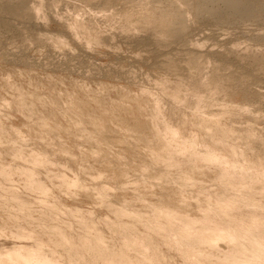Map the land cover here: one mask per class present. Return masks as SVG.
<instances>
[{"label": "rangeland", "instance_id": "obj_1", "mask_svg": "<svg viewBox=\"0 0 264 264\" xmlns=\"http://www.w3.org/2000/svg\"><path fill=\"white\" fill-rule=\"evenodd\" d=\"M41 1L0 0V128L5 130L0 142V164L14 167L30 164L24 158H12L10 151L16 145H13L12 137L22 142L26 155L31 151L44 152L54 164L38 166L37 176L50 187L51 199L62 202L69 209H80L83 217L94 222L115 248L120 247L122 235L111 230L109 222L118 219L126 226L134 224L140 234L151 233L144 220L153 214L155 205L171 200L181 211L195 217L204 208L207 192L219 188L216 177L219 168L214 165L197 162L193 166L181 154L174 165L167 164L165 159L155 160L154 155H167L169 151L153 134V123L161 127L162 116L174 126H180L182 119H187L188 132H195L200 140L208 139L189 103L177 105L166 98L160 103L161 117H155L152 106L161 93V82L184 81L193 86L199 76L207 75L209 79V74L214 72V79H218L223 88L218 93V90L207 91L205 87L202 94L207 99L204 111L209 117L218 118L234 128L233 141L240 149L244 147L241 142H246L245 137L251 139L253 160L264 155V0H248L240 7L242 11L239 8L233 13L224 0L214 7L210 4L217 7L214 13L207 12L211 7L208 0H136L137 3L135 0L132 3L131 0H43V4ZM160 2L168 9L159 11L162 9ZM148 4L156 10L158 7L157 14H163V18L153 15L156 11ZM256 7L258 11L253 12ZM37 9L41 11L37 12ZM167 15L175 19L172 26ZM155 19L158 22L155 23ZM160 22L165 24L160 25ZM137 23L144 26H136ZM166 24L169 32L164 30ZM171 32L173 35L167 38ZM92 36L96 38L93 40ZM255 60H259L258 63ZM196 63H202V69L206 67L207 71L199 72ZM168 64L174 65L173 68ZM190 94H187L189 98ZM237 105L242 108V113L227 109ZM164 172L167 176L163 178ZM64 177L75 184L72 182L73 186L69 188L63 185ZM12 178L13 181H6V185L28 196L25 179L19 171H15ZM188 178L194 180L187 181ZM104 186L108 197L98 194L99 188ZM260 187L256 185L244 192L228 190L227 194L232 198L245 194L264 203V192ZM29 193V198L38 195ZM122 206L129 208L131 216L117 215V209ZM6 214L7 209L0 206V247H12L18 241L12 234L16 227L12 220L7 222ZM254 215L264 218V208L256 210ZM77 228L75 225L74 229ZM25 238L19 240L31 241ZM223 241L219 244L229 243ZM51 244L45 240V248H50ZM203 247L210 252L214 250L213 254L218 252L217 248ZM157 253L159 264H185L176 246L162 238H158ZM191 264L198 263L192 261Z\"/></svg>", "mask_w": 264, "mask_h": 264}, {"label": "bare ground", "instance_id": "obj_2", "mask_svg": "<svg viewBox=\"0 0 264 264\" xmlns=\"http://www.w3.org/2000/svg\"><path fill=\"white\" fill-rule=\"evenodd\" d=\"M113 1H115V0H113ZM128 1H127V3H128ZM135 1H134V3H137L138 0L136 2ZM208 1H209L208 6L213 5V7H214V5H216L217 2H219L221 0H208ZM224 1L227 3L228 8L231 9V12L237 11L244 3L246 4V2H248V0H224ZM42 2H43V0L41 1V3ZM130 2L132 3V0ZM155 2L157 3V1H155ZM166 3H164L165 6H166ZM172 3L174 4V2H172ZM181 3H182V1H181ZM185 3L186 2H183V4H185ZM187 3H188V1H187ZM21 4H24V3H21ZM152 4H153V2H152ZM202 4H204V3L202 2ZM107 5L109 6V4H107ZM149 5L150 4H148V6ZM167 5H168V3H167ZM185 5L190 6L189 4H185ZM197 5H199L198 8H201L200 4H197ZM46 6H48V5H46ZM150 6L152 7L153 5H150ZM157 6H158V4H157ZM160 6L162 9L164 8V7H162V3ZM176 6L178 7L179 5H176ZM204 6H205V4H204ZM255 6H257V5L255 4ZM213 7L211 6L209 9L207 8L208 11L207 10L206 11L208 13H212L217 8V7L216 8H213ZM16 8H15V10H16ZM39 8H42V7H39ZM146 8H147V6H146ZM166 8H164V9H166ZM173 8H175V6ZM190 8H191V6H190ZM32 9H33V7H32ZM148 9H150V8H148ZM153 9H155V8H153ZM158 9H159L158 7H157V10L155 9L156 12H154V13H156V14H153V15H158L159 19H161L160 17L162 16V18H163V14L160 12L162 15L160 14L161 16H159V14H157V13H159ZM162 9L159 11H164V9L163 10ZM170 9H171V7L169 8V10ZM249 9H250V7H249ZM9 10H11V9H9ZM177 10H178V8H177ZM177 10H176V12L178 14ZM193 10H194V8H193ZM239 10H241V8ZM40 11H41V9H40ZM40 11L38 10L37 12H40ZM256 11H258L257 7H256L255 11H253V12H256ZM23 12L25 13V11H23ZM134 12H136V11H134ZM170 12H171V10H170ZM179 12H180V10H179ZM245 12H247V11H245ZM12 13L16 14V12H12ZM42 13H44V12H42ZM220 13H222V12H219V14ZM250 13H252V12H250ZM29 14H31V13H29ZM166 14H168V13H166ZM166 14H164V15H166ZM169 14H171V13H169ZM260 14L261 13H259V15ZM124 15L122 18H124ZM141 15H143V14L141 13ZM171 15H170V17H168V15H167V21L169 22L170 26H172V23H174V20H175V19H173L174 17L172 18ZM179 15H178V17H180ZM9 16H11V14ZM55 16H57V15H55ZM134 16L135 15H133V18H134ZM7 17H8V15H7ZM176 17H177V15H176ZM236 17H237V15H236ZM145 18H146V16H145ZM259 18H261V17H259ZM128 19L129 18H127V20ZM183 19H184V17H183ZM202 19H203V17H202ZM7 20H8V18H7ZM138 20H140V19H138ZM3 21H4V18H3ZM5 21H6V19H5ZM129 21H128V24H129ZM155 21H157V20L155 19L154 22ZM220 21H221V19H220ZM31 22H32V20H31ZM144 22H145V20H144ZM177 22H178V20H177ZM78 23H80V22H78ZM81 23L84 24V22H81ZM133 23H134V21H133ZM163 23L164 22H162L160 25H162ZM7 25H8V23H7ZM137 25L139 26L140 24L137 23L136 26ZM147 25H148V23H147ZM169 25L168 26H167V24L163 25V26H166L165 28L162 26L164 28L165 32L167 31ZM177 25H178V23H177ZM182 25H184V24H182ZM11 26H14V25H11ZM80 26H81V24H80ZM83 26H85V25H83ZM140 26H142V24ZM156 26H158V25H156ZM71 27H72V25H71ZM148 27L151 28V25ZM178 27H177V29H178ZM68 28H69V26H68ZM82 28L85 29L86 27H82ZM17 29H19V28H17ZM155 29H154V31H156ZM176 30H174V31H176ZM157 31H158V29H157ZM160 32H163V31H160ZM168 32H169V29H168ZM20 33H22V32H20ZM76 33H77V31H76ZM156 33H158V35L160 36L159 32H155V34ZM178 34H179V32H178ZM161 35H162V33H161ZM172 35H173V33L169 34L167 36V38L169 36H172ZM151 36H153V34ZM87 37H90V36H87ZM93 37L94 36H92V39H93ZM161 37H163V36H161ZM94 38H96V37H94ZM152 38H156V37H152ZM151 40L152 39H150V41ZM185 47H186V44H185ZM232 49H234V48H232ZM232 53H234V52H232ZM258 53H256V54H258ZM235 54H237V53H235ZM263 57H264V55H263ZM189 58L190 57H188L187 59H189ZM259 58H260V56H259ZM237 59H239V58L237 57ZM193 60L196 61L197 59L193 58ZM248 60H250V59H248ZM261 60L262 59H260V61ZM206 61H205V63H206ZM255 61H257V60H255ZM258 61L256 63H258ZM191 62H192V60H191ZM191 62H188V63H191ZM173 63L175 64V62H173ZM198 63H200V62L198 61ZM198 63H196V64H198ZM205 63L203 62V64H205ZM245 63H247V62H245ZM161 64L162 63H160V65ZM262 64H264V62H262ZM171 65L172 64H170V65L168 64L167 66L169 67ZM184 65L186 66V64H184ZM190 65H188V66H190ZM198 65L197 66L195 65V66L197 67V70L199 72L202 73L203 70L207 71L206 67H205V69H202V66H201L202 63H201V65H199V67H201L200 70L198 68ZM207 65H208V63H207ZM173 66L174 65H172V67H170V68H173ZM209 66L212 67L210 64H209ZM257 66H259V65H257ZM175 67H174V71H176V69H177V67H176V69H175ZM190 68H193V66L191 65ZM190 68H188V69H190ZM212 68H213V70L215 69L214 66ZM228 68H230V67H228ZM231 68H233L232 65H231ZM201 69H202V71H201ZM233 69H235V68H233ZM171 70H173V69H171ZM185 70H186V68H185ZM229 70H231V69H229ZM209 71L211 72V70H209ZM260 71L262 72V70H260ZM260 71H258V73ZM261 72H260V74H261ZM179 73H180V71H179ZM217 73H218V71H217ZM203 74H201V75H203ZM212 74L211 75L209 74V77H208L209 79L206 78L207 75H205L203 77L199 76V79H197L193 83L194 84L193 86H192L191 82L188 84V83H185L184 81L183 82L182 81L181 82H171V81L161 82V84H160L161 85L160 86L161 87V93L154 100V106H152L153 107V113L155 114V117L159 118V115L161 117L160 103H162V101L164 99L167 98L168 100L171 101V103L177 104V105L178 104L185 105V104L189 103L192 106V108L194 109L196 115L198 116L199 123L202 126V130H205L208 134V139L200 140V137L195 132L194 133L188 132L187 127H186L187 123H188L187 119H182L180 126L172 125L169 122L168 118H166L165 116L161 117L162 118L161 127L159 124L153 123V134H154V136H156L157 138L162 140L163 141L162 144L169 150L167 155H160V154L154 155L155 160L165 159L167 164L174 165V164H177L179 162L181 157H184V158L188 159L187 163H190L193 166L196 165L197 162H202V163H205L207 166L214 165V166L219 168V170L216 173V177L219 181V188L215 189L213 192H207L206 197H205V201H204V208H203L201 214H199L195 217H192L191 215L186 214L185 212L181 211L178 207L173 205L171 200L168 202L162 201V203L155 205V207L152 210L153 214L150 217H148L146 220H144L147 227L151 230V233L148 232L145 234H140L136 230V227H134V224L126 226V225L122 224L121 220L116 219L115 221L108 223V226L111 228V230H113L114 232H118L120 235H122L121 243L119 242L120 247L115 248L112 245V242H110L106 239L105 234L96 228L94 222H91L90 220H87L85 217H83L82 211L80 209H78V208L69 209L62 202H60L58 200H52L51 199L53 192L51 193V191H50L51 189L46 184V182H44L41 177L37 176L39 174L37 168H38V166H41V165L46 166V165H49V163L52 164L53 161L50 159L48 160V156L44 152L31 151L29 154L26 155V151L22 146V142H20V140L18 138L12 137L11 141L14 142L13 145L16 144L15 146L12 147L13 148L12 151H10L12 158L13 159L24 158V159L28 160L30 164L27 167H14L11 164H7V163L6 164L5 163L0 164V206H4L7 209V214H6L5 219L7 220V222L9 220H12V224L16 227L13 229L12 234L18 240L17 241L15 238V240L17 242H14L12 247H8V246L0 247V264H159V257H158V253H157V251H158V238H162L164 240V242L170 243V244H173L174 246H176V248L181 252L182 256L184 257L185 264H191L192 261H196L198 264H264V218H257L256 215H254V212L256 210H259V209L261 210L262 208H264V203L260 202V200L256 199L255 197H250V196L245 195V194H242V195L237 194L235 198H232L230 196V194L229 195L227 194L228 190H234L237 192H244V190L254 188L256 185H261L260 188L264 192V155H262V156L256 155L257 157L255 158V160H253L251 158L253 156L251 154L252 150L250 151V148H252V146H251L252 144H250V142H249L252 140L249 139L248 137H245L246 142L245 143L241 142L244 145V147H243V149H240L238 143H234V141H233L234 135H235L234 134V132H235L234 128L232 126L227 125V124H223L218 118L209 117L208 113L206 111H204L205 105L207 104V99L202 95L203 91H205V87L207 88V91H213L214 92V91L218 90V93L220 92L219 89L223 88V87H221L220 81L218 79H214ZM191 76H192V74H191ZM210 76H212L213 78H211ZM196 77L198 78V76H196ZM196 77H195V79H196ZM177 78H178V76H177ZM190 79L192 80L193 78H190ZM228 80H230V79H228ZM193 81H194V79H193ZM231 82H233V81H231ZM223 83L225 84V82H223ZM186 91H188L189 93L191 92L190 98L187 95L189 93H186ZM22 95H23V93H22ZM227 109H230L231 111H234L237 113H239L242 110V108L238 105L237 106H231L230 108H227ZM247 112H246V114H247ZM240 113H242V112H240ZM244 113H245V110H244ZM15 131H17V130L15 129ZM66 133H68V132H66ZM254 133L255 132H253V134ZM4 134H5V130L3 128L2 129L0 128V142H1V140L3 141ZM6 134H8V133H6ZM241 137L243 138V135ZM261 138L262 137H260V139ZM254 139H256V138H254ZM261 144H262V141H261ZM243 145H241V146H243ZM255 145H256V143L254 142V146ZM170 147H172L173 149H171ZM143 154H145V153H143ZM180 154L182 156L179 158ZM27 157H28V159H27ZM253 157H255V155ZM21 160H23V159H21ZM182 162H183V159H182ZM111 164H113V163H111ZM192 168H194V167H192ZM15 171L16 172L19 171V173L24 177L27 195L30 196V194H31V193H29V191H30L36 195L38 194L36 198H29L28 196H25V195H23V193L16 190L14 187L6 185V181H13L12 175L15 173ZM166 176L167 175H165V172H164V174H162V177L164 178ZM76 180L78 181L79 179H76ZM193 180H194V178H188L187 181H193ZM149 181H151V180H149ZM72 182L74 183L73 180L71 181V180H68L66 178L64 180H62V184L67 186L68 188L73 186V185H71V184H73ZM77 183L79 185V182H77ZM76 186H77V184H76ZM99 189H100V191L98 190V194L99 193L102 194L103 197L106 196V187L104 186V187H101ZM49 193H51V195ZM175 196H177V195H175ZM106 197H108V196H106ZM106 197H105V199H106ZM244 206H246V207H244ZM242 208H245L243 210H245L246 213H244L242 211ZM116 213H117V215L129 214L131 216L129 208H127L126 206H122L121 208L117 209ZM135 216H138V214H135ZM79 218L81 220H79ZM160 218L164 219V221H161ZM4 224H6V222ZM75 225L78 226L77 229H74ZM23 237L24 238L28 237V239H31V241L30 242L29 241L23 242L24 240L23 241L19 240L20 238H23ZM46 239L52 243L51 244L52 246L50 248H45V240ZM223 240H227L229 243L226 245H220L219 242L220 241L222 242ZM224 242L225 241H223V243ZM223 243H221V244H223ZM203 245H206V247L208 245L209 249L217 248L218 252L216 251L217 253L213 254L214 250L212 252H210L209 250H206L204 248L205 246L203 247ZM130 250H132L135 253H131ZM212 256H215V258Z\"/></svg>", "mask_w": 264, "mask_h": 264}]
</instances>
